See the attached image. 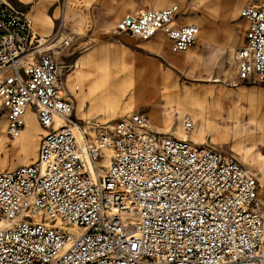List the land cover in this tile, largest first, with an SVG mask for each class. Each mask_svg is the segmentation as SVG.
I'll use <instances>...</instances> for the list:
<instances>
[{
	"label": "built area",
	"instance_id": "built-area-1",
	"mask_svg": "<svg viewBox=\"0 0 264 264\" xmlns=\"http://www.w3.org/2000/svg\"><path fill=\"white\" fill-rule=\"evenodd\" d=\"M179 5L124 16L116 32L162 33L173 53L195 23ZM237 77L264 86V1L246 4ZM48 37L0 0V108L8 135L33 107L45 130L34 161L0 171V264H264L257 174L220 151L151 129L147 111L113 124L76 117ZM264 110V93L262 96ZM184 129L194 128L186 115ZM103 172V173H101Z\"/></svg>",
	"mask_w": 264,
	"mask_h": 264
},
{
	"label": "rangeland",
	"instance_id": "rangeland-1",
	"mask_svg": "<svg viewBox=\"0 0 264 264\" xmlns=\"http://www.w3.org/2000/svg\"><path fill=\"white\" fill-rule=\"evenodd\" d=\"M11 1L28 13L37 33L48 37L51 50L54 51L59 63L63 86L65 84L69 96H72L75 102V115L81 119L113 124L133 112L144 110L149 113L151 129L156 130L153 128L155 125L165 130L167 111L179 109L177 113L182 114L179 117L176 114L177 122L182 124L184 121L182 116L184 113H189L194 119V127H198L201 125L199 110L185 94H175L171 91L174 88L170 89V86L164 82L163 72L171 79L168 82H175L180 90L210 87L218 90L222 87L234 92L242 86L234 85L237 80L233 53L243 45L246 24L239 30V23L244 21L240 17L242 5L238 12L234 11L232 5L234 0H133L146 6L133 4L132 0H108L114 6L105 9H102L103 0H89V3L87 0H58L56 5H52L54 0ZM121 3L125 5L123 11L113 18V10ZM171 4H179L182 7L185 12L184 21H193L200 26V34L208 36L205 42L197 39L188 51L176 55L171 54L165 46L160 48L165 49L166 52H157L147 46L148 41L138 42L116 32V25L127 14H133L140 8H159ZM41 19L45 21L44 27H40ZM52 21L53 24L50 26ZM198 55H201L202 59L198 62L194 61L193 59L198 60ZM187 56H191L190 62L177 65V61L184 60ZM96 61L100 66H106L110 70H114L115 63H118L116 72L124 78L127 92H115L117 103L121 104L134 95L130 104L107 113L95 111L101 106V96L97 92L91 94L87 77L93 74L88 67L95 65ZM155 74L159 76L155 77ZM169 94L171 97H168ZM255 99L259 106L258 121L264 124L261 96ZM214 102L215 98H211L212 108ZM248 105V101L242 103L244 107ZM28 111L34 113L36 117L32 106ZM213 111H217L215 107ZM229 116L224 113V119L221 120L223 127L218 129V132L212 130L211 133L207 132L203 144L236 159L257 174L260 186L259 208L264 215V166L262 171L260 170L262 159H259L257 164L246 159L241 149L243 144L239 139L240 136L237 135L239 129L246 130L247 136L258 131L248 124L247 111L242 114L243 127L240 125L237 129L236 122H231ZM174 124L168 133L178 136L173 132ZM0 126L4 127L1 135L5 142L0 146V171L14 169L36 159L37 155L27 160L21 146L17 144L22 131L14 138L8 135L6 117L1 108ZM44 134L42 130L37 133V144L32 141L28 143L38 148ZM246 144L250 146V142Z\"/></svg>",
	"mask_w": 264,
	"mask_h": 264
},
{
	"label": "bare ground",
	"instance_id": "bare-ground-1",
	"mask_svg": "<svg viewBox=\"0 0 264 264\" xmlns=\"http://www.w3.org/2000/svg\"><path fill=\"white\" fill-rule=\"evenodd\" d=\"M87 2L89 3V0H87ZM39 24H40V27H44V24H45L44 19L39 20ZM52 24H53V21L52 23H50V26H52ZM207 38H208L207 35H202L200 34V32L197 37V39H199L202 42H205ZM154 40H155V44L160 45L154 48L155 51L164 52L163 48H160V47L168 45L167 44L168 42L165 41L166 39L158 36ZM198 57H199L198 60L196 59H193V60L198 62L199 59L200 60L202 59L201 55H198ZM191 59H192L191 56H187L184 60L177 61L176 63L177 65L184 64L185 62L186 63L190 62ZM117 64L115 63L116 65L114 69L115 71L108 69V67L106 66H100L97 61L95 65L88 67L89 70L92 71L93 73L92 75L90 74L91 76L87 77L88 78L87 85L89 87V91L91 92V94L92 93L94 94L95 92H97L101 96V106L96 108L95 111H101L104 113L114 111L116 110V108L120 109V108L125 107L126 105L130 104L133 100L134 95L130 96V98L127 101L125 102L122 101L121 104L117 103L118 99L115 96V92L116 91H120L121 93L127 92V88H126L127 84L124 82V78L116 72L118 70ZM147 66H149V64ZM102 67H105V69H103ZM154 68L156 67L154 66ZM157 76L159 75L157 74L155 77ZM162 78L164 82L170 86V89L174 88V90H171L173 93L185 94V96H187V98L199 110L200 112L199 118L201 120V125L198 127H194L191 131L185 130L184 126H182L183 123L181 124L179 121L177 122L176 120V114H178L177 116L179 117L181 116L182 113H177L179 109H175L172 111H167L168 116L166 118L167 125H166L165 130H162L161 128L156 127L155 125L153 126V128H155L157 131H164L168 133L169 131H171L172 124H174L175 122L174 124L175 128L173 132L176 133L179 137L190 138L197 144H203L204 143L203 139L205 138V135H207V132H210L211 130L218 132V129H221L223 127L221 120L224 119V113H227L230 115L229 119L232 120L231 122H236L235 128L237 129V128H240L239 127L240 125L241 127H243L244 120L242 118V114L247 111L249 115V119L247 120L248 124L254 126L257 129L258 134L256 133V134L247 136L246 130L239 129L237 131V135L240 136L239 139L241 140L243 144L241 149L243 150L244 157L246 159L250 160L251 163L253 164H257L258 160L262 159V165L260 166V170L262 171L263 166H264L263 164L264 163V124L258 121L259 119L258 107L259 106H258L257 100L255 99L254 95L251 92H248L245 88H239L238 90L234 92L227 91L225 88H222V87H219L218 90H214L211 87L210 88H196V89L186 88V89L180 90L178 86L175 84V82L173 83L168 82L171 79L167 76L166 73L163 72ZM235 85L237 84L235 83ZM168 97H171V95L169 94ZM211 98H215L214 107L216 108L217 111H213L214 107L212 108L211 106ZM246 101H248L249 103L248 107L242 106V103ZM116 106H119V107H116ZM186 115H190V114L184 113L182 117L185 118ZM25 121H26V126L25 128L22 129V134L19 136V140L17 144L21 146L24 156L28 160L36 156L37 151H38V148L36 147V145L34 144L31 145V143L29 144L28 142L32 141V143L37 144L36 143L38 140L37 133L41 130L44 133L45 131L41 126H39V123L34 113H31L28 111L25 116ZM2 132H4V127L0 126V146L4 145L5 143L4 138L1 135ZM247 142H250V146L246 144ZM247 168L250 169L249 167Z\"/></svg>",
	"mask_w": 264,
	"mask_h": 264
},
{
	"label": "crops",
	"instance_id": "crops-1",
	"mask_svg": "<svg viewBox=\"0 0 264 264\" xmlns=\"http://www.w3.org/2000/svg\"><path fill=\"white\" fill-rule=\"evenodd\" d=\"M262 1H264V0H234L233 2H232V5H233V8H234V11H236V12H238L239 11V8L241 7V5H242V7H244L246 4H258V3H260V2H262ZM57 2H58V0H54L53 1V3H52V5H56L57 4ZM132 2H133V4H138V5H144V6H146L144 3H136L135 1H133L132 0ZM240 3V4H239ZM112 5V3L111 2H109L108 0H103V2H102V9H105V7H109V6H111ZM171 5H173V4H171ZM177 5H179V4H177ZM112 6H114V5H112ZM125 5L123 4V3H121V4H119V5H117L116 6V9L115 10H113V18H115L117 15H119V13H121L122 11H123V7H124ZM168 6H170V5H167V6H164V7H159V8H165V7H168ZM180 6V5H179ZM242 7H241V9H242ZM106 8V9H107ZM149 7H147V8H145V9H148ZM180 8H181V10H182V14L180 15V17L177 19V21H176V24L177 25H182V24H186V23H194L193 21H184L183 20V18H185V17H183L184 15H185V12L183 11V9H182V7L180 6ZM157 9V8H156ZM140 10H143L142 8H140ZM140 10H138L137 12H135V13H138ZM240 12H241V10H240ZM240 17H241V14H240ZM244 21H245V23H244V21H241L240 23H239V30L240 29H242L243 27H244V24H246V29H245V33H244V40H243V45L245 44V34H246V31H247V29H248V23H247V21L243 18V17H241ZM195 24H197V23H195ZM198 25V24H197ZM199 26V25H198ZM35 27V26H34ZM116 27H117V25H116ZM200 27V26H199ZM201 29V28H200ZM41 35V34H40ZM120 35H122V36H125V37H127V38H132V37H130V36H128V35H126V34H120ZM158 36H160V37H162V38H164V39H166L165 41L166 42H168L167 44L168 45H166L165 46V48L171 53V54H180V53H173L171 50H170V45H169V41L167 40V38L162 34V33H158L155 37H153L152 39H149V40H146V41H148L147 42V46L148 47H150V48H155L156 46H157V44H155V38L156 37H158ZM44 37V36H43ZM133 39H135V38H133ZM136 41H142V40H137V39H135ZM242 45V46H243ZM238 49V48H237ZM236 49V50H237ZM164 50V52H166V50L165 49H163ZM189 50V49H188ZM163 52V53H164ZM186 52V51H185ZM185 52H181V53H185ZM53 53H54V51H53ZM162 53V52H161ZM54 56H55V54H54ZM233 56H234V53H233ZM56 58V57H55ZM57 60V59H56ZM58 62V61H57ZM236 68V67H235ZM236 80H237V82H236V84L237 85H242L240 88H245L248 92H251L253 95H254V97L255 98H258V97H260L261 96V99H262V96H263V93H264V86L262 85V84H256V82L253 80V78H251L250 80H247V81H241V80H239L238 79V77H237V73H236ZM234 85H235V83H234ZM63 90L66 92V95L70 98V100L73 102V105H74V108H75V102H74V100H73V98H72V96H69V94H68V90L66 89V87H65V84H64V86H63ZM246 91V92H247ZM262 107H263V105H262ZM264 111V110H263ZM77 117V116H76ZM79 118V117H78ZM79 119H81V118H79ZM82 120H84V119H82ZM155 131H157V130H155ZM158 132H161V133H166V132H163V131H158ZM173 135V134H172ZM177 137H179V136H177ZM188 139H190V138H188ZM192 140V139H191ZM204 145V144H203ZM39 148V147H38ZM247 167V166H246ZM253 171V170H252Z\"/></svg>",
	"mask_w": 264,
	"mask_h": 264
}]
</instances>
